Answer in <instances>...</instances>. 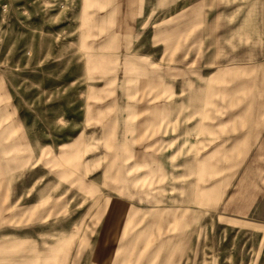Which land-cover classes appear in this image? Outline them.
Segmentation results:
<instances>
[{
  "label": "rangeland",
  "instance_id": "obj_1",
  "mask_svg": "<svg viewBox=\"0 0 264 264\" xmlns=\"http://www.w3.org/2000/svg\"><path fill=\"white\" fill-rule=\"evenodd\" d=\"M0 264H264V0H0Z\"/></svg>",
  "mask_w": 264,
  "mask_h": 264
},
{
  "label": "crops",
  "instance_id": "obj_2",
  "mask_svg": "<svg viewBox=\"0 0 264 264\" xmlns=\"http://www.w3.org/2000/svg\"><path fill=\"white\" fill-rule=\"evenodd\" d=\"M144 6L147 8V4H146V2L144 3ZM144 6H143V9H144ZM152 7V9L154 8V5H152L151 6ZM219 100H221L220 98H219ZM205 104H206V106H207V104H208V100H207V98H206V100H205ZM201 105H202V103H201ZM204 105V104H203ZM200 118H198V119H195V120H199L200 122H209V121H215V122H219V121H240V114H230L229 116H227V117H225V115L224 114H214V115H212V117H208V113H201L200 114ZM243 120H249L250 121V119H243ZM254 120H260V119H254ZM201 127H203V125H201ZM233 132H235V131H229V135H227V138L226 139H230V140H227L226 142H224V143H219V145H220V147L219 148H221V149H228L229 147H230V149L231 150H237V148H238V146H239V144H240V141H236V140H233L232 139V134H233ZM200 136H201V138L202 137H204L205 138V141L208 139V137H209V135H208V132L207 131H205V133L202 131V130H200ZM190 137H191V135H190ZM190 137H188L189 139H191ZM186 138V136H184V139ZM183 152L185 153L186 152V149H184L183 150ZM205 153H207V152H205ZM232 153V152H231ZM213 154H215V153H213ZM213 154H211V155H213ZM207 155V154H206ZM205 155V156H206ZM210 154H209V156L207 155L204 159H203V162H204V164H205V167H206V169H209V168H211V164H212V161H211V157H213V156H211ZM208 159L211 161H208ZM222 159H225V157H223V158H221V160ZM187 161H186V159L184 160V163H186ZM225 162V161H224ZM223 164V163H222ZM220 165V164H219ZM218 165V166H219ZM223 166V165H222ZM224 167V166H223ZM218 169V168H217ZM173 171V173H171V172H169L168 173V176H169V184H168V192L169 193H171L172 191H173V193H174V190H172V188L173 189H175L176 188V186H175V183L173 182V183H171V180H173V178H175V169H174V166H172V165H170L169 167H168V171ZM171 176H173V178L171 177ZM205 176L207 177L208 175H207V173H205ZM222 177V179H219V181H217V183H215V185H212V186H208V189H207V185H205V189L204 190H206V192H208V190H209V188H210V192L213 194H215V195H217V200H218V204H221V203H223L224 201H227V196H228V194L230 193V186H229V184H228V182L226 181L227 180V177H226V175H222L221 176ZM226 177V178H225ZM203 187L204 186H200V194H202L204 191H203ZM205 192V193H206ZM217 204V203H216ZM184 218L186 217V215H184L183 216ZM175 218H176V216L175 215H172V217H168V219H169V221H170V223H173L174 221H175ZM168 221V222H169Z\"/></svg>",
  "mask_w": 264,
  "mask_h": 264
}]
</instances>
